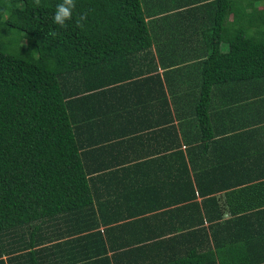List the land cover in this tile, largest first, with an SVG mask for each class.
I'll return each mask as SVG.
<instances>
[{"label":"trees","instance_id":"obj_1","mask_svg":"<svg viewBox=\"0 0 264 264\" xmlns=\"http://www.w3.org/2000/svg\"><path fill=\"white\" fill-rule=\"evenodd\" d=\"M261 1L204 3L211 14L190 32L187 52L203 54L193 104L166 96L141 0H73L64 26L53 20L63 0H0V264H264V165L254 176L229 174L246 163L231 159L228 137L216 139L233 129L217 127L230 126L237 109L247 121L252 96L259 114L247 124L264 120ZM199 2L175 8L190 14ZM130 86L142 94L118 92ZM234 86L243 88L229 104L212 106L215 89ZM101 129L96 141L125 150H139L141 130L152 129L143 156H157L126 167L133 185L108 199L92 187L87 172L101 167L88 164L84 147L85 132ZM75 220L85 221L80 254L62 256L63 243L42 246L51 237L34 236L41 222L57 236L61 222Z\"/></svg>","mask_w":264,"mask_h":264},{"label":"crops","instance_id":"obj_2","mask_svg":"<svg viewBox=\"0 0 264 264\" xmlns=\"http://www.w3.org/2000/svg\"><path fill=\"white\" fill-rule=\"evenodd\" d=\"M141 1L143 3V6L145 5V7L147 6V9H149V11H145V13H147L146 21L149 23L150 32L153 34L152 36L154 38L151 49H152V53L154 54L155 62L157 64V73L160 76H162V78L165 75V81L164 82L162 81V83L164 85V92L166 96H171L176 98L177 96L190 95L191 97L190 102L194 104L195 101L197 102L199 96L198 63L203 58L202 57L203 54L187 53L188 49L195 44V41H191L189 37L191 31L199 32L200 30H202L204 25L202 24V21L207 16L208 17L210 16L211 14L210 9L208 7L203 6L204 3L209 0H200L199 4H201L202 6L201 9L195 10L190 14L187 13L184 14L182 12L181 7L175 8L177 6V3L184 0H141ZM160 8H165L166 10L158 11V9ZM178 12H181L183 14L180 15L178 14ZM188 18L189 20L193 21V24L192 23L189 24L187 21L184 20ZM128 82L130 81L125 80L122 82V84H127ZM242 88H243L242 86L240 87L234 86L232 88L227 87V88L215 89L212 97L213 102H211L212 106L216 105L217 99L225 98V97H226V101H225L226 105L229 104L230 102L228 100H230V98L233 99L235 96H237L240 93V90H242ZM118 92H121V95L122 94L141 95L143 89H141V87H138L137 89V87L130 86L127 87L126 89H121V91ZM255 99H257L256 96H252V98L248 100L250 101L249 107L251 108V114H249L247 121H244V112L240 113L239 111L240 109H237L236 111L233 112L232 118L230 117L229 119L230 126L221 124L217 127L219 128V127L227 126V128L229 127L233 128L231 131L229 130L217 134L216 139L228 137V139L226 140H228L227 144L230 143L228 150L230 152V155L232 154L231 159L240 160L242 158L246 163L244 167L238 166L237 169H235V171L234 170L229 171V174L230 173H234L237 175L246 174L245 177L252 175L254 176V174H257L260 171V169L263 168L264 164L262 163H264V150L256 151L254 147L255 146L264 147V142H263L264 120H260V121L258 120L257 122L254 121V123L251 125L247 124L250 120H253L252 117L255 118L259 114L257 112H254L257 106L259 105V103H254L256 101ZM174 103L176 104V99ZM175 111L177 114L178 107L175 108ZM145 122L141 123V125L144 124ZM176 122H177L176 118H174V123ZM243 124H246V126L241 128L239 125L243 126ZM101 130L100 131L93 130L91 132H85V135H87V137L84 140V147H86L85 149H90L89 147H91V150L87 152L89 154L86 159L88 164L90 163L91 165H93L94 162L95 166L99 164L101 167L100 170H93L87 172V176L92 179V183H91L92 187L94 191H96L97 193L102 192L104 196L106 195L105 199H108L107 196H109L112 193L111 191L114 192L120 189L121 187L128 188L126 186L131 187V185H133L132 174L134 173L126 169V167L131 165V163H133L134 161H142V159H145V157L155 158L157 156H155V154L143 156V153L149 144V141L146 138V134L149 131H152V129L141 130L140 135L142 137L140 140L141 145L138 144V147H140L139 150H127V149L125 150L120 147L118 148L110 147L109 142L96 141L98 140V138L105 136V134H103L104 130L102 131ZM110 133L111 132L109 131V134ZM257 134H260L258 138H257ZM196 136H203V134L198 130ZM196 142L205 143L202 142V138H198ZM137 143L138 142H134V144ZM217 151L220 154L222 152L220 151L219 147L217 148ZM251 151H254L251 154L252 156L255 155V152L257 153L258 155L257 161L260 160L262 162L261 163L262 166L258 168L253 167L251 163L252 162L251 159H255V157L252 158L249 157ZM211 155H215V152L213 151V154ZM94 158L97 159V161H94L93 160ZM122 160L124 162H122ZM243 168L245 173L241 172ZM222 173L223 170L220 172L215 171V174L217 175L218 174L221 175ZM176 201L175 202L173 201V203L168 202V203L159 204L158 207L174 208L177 205ZM120 202L121 203L119 205L125 209H129L130 212L135 210V208L133 207L135 206V204H133L132 200L122 199ZM143 202L144 203H141L140 201V204H136V205L143 206L147 204L146 201ZM263 206L264 205H261L259 207H263ZM144 213H140V214L143 215ZM227 216H228L227 213L222 211V217L225 218ZM83 223H85V221L82 220H75L69 222L68 224L67 222L66 223L61 222L60 226L58 227L59 228L58 235L55 236L56 235L55 231L57 230V227L49 223L41 222L39 223L40 225L39 230L41 231L38 233V235L36 234L33 235L38 237L42 235L46 238L51 237L50 238L51 240L42 244V246L50 245L53 242H61V245L63 243L61 247L62 256H67L68 254H74V253L80 254L82 251V247L79 244V242L82 241H80L79 238L85 232L84 231L78 232L77 230L80 224ZM101 228L102 226L99 225L98 229ZM3 255L4 254H2V257H4ZM44 261L47 262L46 259H44Z\"/></svg>","mask_w":264,"mask_h":264},{"label":"clouds","instance_id":"obj_3","mask_svg":"<svg viewBox=\"0 0 264 264\" xmlns=\"http://www.w3.org/2000/svg\"><path fill=\"white\" fill-rule=\"evenodd\" d=\"M74 6L73 0H63L62 4L57 5L56 14L53 17L54 22L60 26H64L65 21L72 17ZM81 19H84V17H81Z\"/></svg>","mask_w":264,"mask_h":264},{"label":"rangeland","instance_id":"obj_4","mask_svg":"<svg viewBox=\"0 0 264 264\" xmlns=\"http://www.w3.org/2000/svg\"><path fill=\"white\" fill-rule=\"evenodd\" d=\"M258 4L261 5V6H264V1H261V2H259L257 4H255V5L258 6ZM261 6H260V8H261ZM222 46H223L222 50H224L226 46L225 45H222Z\"/></svg>","mask_w":264,"mask_h":264}]
</instances>
